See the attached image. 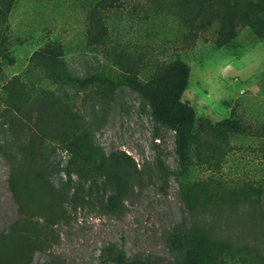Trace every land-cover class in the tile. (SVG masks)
<instances>
[{
	"label": "rangeland",
	"instance_id": "1",
	"mask_svg": "<svg viewBox=\"0 0 264 264\" xmlns=\"http://www.w3.org/2000/svg\"><path fill=\"white\" fill-rule=\"evenodd\" d=\"M2 1L13 4L0 23V48L8 54L0 57V141L14 137L4 85L18 76L34 94L56 89L36 52L60 46V62L96 80L75 95L77 118L82 123L97 117L95 143L106 154L127 152L147 170L129 191L122 212L86 205L72 213L70 222L50 227L56 240L37 251L32 264H108L100 252L113 243L129 255L173 264L166 235L176 224L196 226L215 250L223 246L224 264H264V37L239 13L232 26L223 17L192 23L195 0ZM97 6L107 30L103 45L89 34ZM176 59L190 67L182 102L194 114L184 162L174 132L156 129L142 96L119 83L132 73L150 80L158 66ZM104 79L116 90L103 97ZM155 132L160 135L156 143ZM86 137L83 133L81 141L87 143ZM57 152L63 163L71 157L68 150ZM9 171V158L0 148V232L18 216ZM73 179L79 182L76 174ZM115 188L111 185L107 195Z\"/></svg>",
	"mask_w": 264,
	"mask_h": 264
},
{
	"label": "trees",
	"instance_id": "2",
	"mask_svg": "<svg viewBox=\"0 0 264 264\" xmlns=\"http://www.w3.org/2000/svg\"><path fill=\"white\" fill-rule=\"evenodd\" d=\"M12 4L2 1L0 23ZM105 7L104 4L102 8ZM191 13L192 23L206 24L212 17H223L230 26L239 13L258 35L264 37V0H195ZM91 15L90 38L95 44L103 45L107 30L98 6ZM199 17L202 20L198 21ZM38 54L44 59L39 63L50 69L49 77L58 86L56 89L34 94L18 76L3 88L7 92L5 102L9 104L5 109L10 120L8 130L14 137L6 135L4 141H0V148L9 158L8 182L18 203V216L0 232V264H32L34 254L46 250L56 240L48 233L49 228L70 222L72 213L80 207L98 204L110 214L122 212L129 191H134L147 174L127 152L112 150L106 154L95 143L97 117L84 119L82 123L77 118L75 95L79 88L88 87L96 80L82 78L68 69L65 62H60V46L43 48L36 52ZM7 56L0 48V57ZM0 62L4 61L0 58ZM189 76V65L176 59L158 66L150 80L143 81L137 73H132L119 82L142 96L156 129L165 127L174 132L176 152L182 162L187 159L188 139L194 122L193 112L182 102ZM103 85L99 92L103 97L116 90L112 80L104 79ZM82 131L87 135V143L81 141ZM157 139L160 135L155 132L153 142ZM59 149L70 152L66 163L56 158ZM74 174L79 177L78 183L73 179ZM103 177L105 179L99 183ZM113 184L114 192L107 195ZM28 196L36 206L29 207ZM166 240L173 264H224L223 246L218 245L220 249L217 246L215 250V244H211L213 240L205 237L196 226L187 228L176 224L168 230ZM100 257L108 264H162L150 255H129L117 243L101 250Z\"/></svg>",
	"mask_w": 264,
	"mask_h": 264
}]
</instances>
